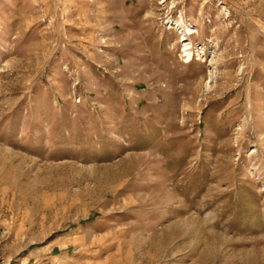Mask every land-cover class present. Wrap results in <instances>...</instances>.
Returning a JSON list of instances; mask_svg holds the SVG:
<instances>
[{"label": "rangeland", "instance_id": "1", "mask_svg": "<svg viewBox=\"0 0 264 264\" xmlns=\"http://www.w3.org/2000/svg\"><path fill=\"white\" fill-rule=\"evenodd\" d=\"M0 264H264V0H0Z\"/></svg>", "mask_w": 264, "mask_h": 264}, {"label": "bare ground", "instance_id": "2", "mask_svg": "<svg viewBox=\"0 0 264 264\" xmlns=\"http://www.w3.org/2000/svg\"><path fill=\"white\" fill-rule=\"evenodd\" d=\"M186 50H189V49H186ZM188 56H189V57H191V55H190V54H189Z\"/></svg>", "mask_w": 264, "mask_h": 264}]
</instances>
